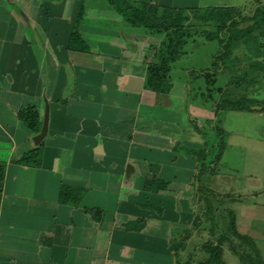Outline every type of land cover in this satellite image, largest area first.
<instances>
[{
	"label": "crops",
	"instance_id": "obj_1",
	"mask_svg": "<svg viewBox=\"0 0 264 264\" xmlns=\"http://www.w3.org/2000/svg\"><path fill=\"white\" fill-rule=\"evenodd\" d=\"M130 2L187 12L212 7ZM259 5L264 0L226 7L248 15ZM79 17L87 53L68 49ZM164 39L128 24L109 0H0V264H175L183 230L201 219L191 153L209 149L200 132L211 128L223 130L224 150L218 163L208 153L214 174H203L204 186L234 212L238 232L264 260V113L226 111L219 121L223 112L217 116L214 100L200 93L219 46L205 69L178 67L189 40L196 50L216 42L200 35L171 63L169 93L147 89L148 66ZM250 92L264 99V81ZM46 105L47 135L36 145ZM154 179L168 188L158 190ZM69 187L86 192L79 205L64 203ZM87 208L100 210L99 219ZM137 220L143 227L133 229ZM197 230L188 248L204 233Z\"/></svg>",
	"mask_w": 264,
	"mask_h": 264
},
{
	"label": "trees",
	"instance_id": "obj_2",
	"mask_svg": "<svg viewBox=\"0 0 264 264\" xmlns=\"http://www.w3.org/2000/svg\"><path fill=\"white\" fill-rule=\"evenodd\" d=\"M109 2L131 26L143 27L165 36L155 62L148 66L145 79L147 89L158 94H167L171 90L169 78L171 63L180 59L188 40L193 35H199L193 34L190 30L188 24L191 19L188 15L190 13L192 19L204 25L206 29L200 32L201 36L207 41H216L219 46L211 68L202 74L206 84L205 95L210 100H214L215 114L218 116L225 111L264 113V99L258 100L249 96L250 91L256 89L257 84L261 83L264 75V6L259 5L252 14L244 15L241 10L234 7L192 9L187 12L182 9L160 8L150 3H132L126 0H109ZM79 23L80 17L71 35L68 49L87 53L89 46L79 33ZM239 45L243 46L246 52L244 66H241L242 59L234 56V49ZM219 74H227L229 77L223 88L216 86ZM216 130L220 136H223L222 129ZM220 141L215 163H218L224 150L223 138ZM191 155L198 163V175L193 182L194 185L195 182L197 183L195 199L202 206L201 219L196 227L207 232L211 238L198 248V254L203 256L195 257L193 250L187 251L186 246V242L192 235L191 228L194 226L184 230L179 248L174 255L175 264H225L224 247L238 258L240 264H264L253 239L238 232L234 212L223 210L222 200L210 192L201 181V177L208 170L214 174L213 168L207 166L205 162L206 151L201 149L192 152ZM4 174L5 166L0 164V182L4 180ZM152 184L161 191L169 186V182L156 179L152 181ZM62 193L65 194L64 203L79 205L86 192L69 187ZM85 213L96 220L101 215L98 209L87 208ZM143 224V220H137L131 227L134 229V225H140L142 228ZM180 251L186 252L184 258L180 257Z\"/></svg>",
	"mask_w": 264,
	"mask_h": 264
},
{
	"label": "rangeland",
	"instance_id": "obj_3",
	"mask_svg": "<svg viewBox=\"0 0 264 264\" xmlns=\"http://www.w3.org/2000/svg\"><path fill=\"white\" fill-rule=\"evenodd\" d=\"M232 1L233 0H200L199 4L212 5L211 8H215V7H226L227 5H230V3ZM198 26H199V30H198L199 33L198 34L201 36L200 32L202 30H204L205 27H204V25H201V24H199ZM201 38H203V36H201ZM217 45L218 44L216 42H213V43H210L209 45L204 46L205 48L201 47L200 49L196 50V49L193 48V43L189 40L188 46L185 47L187 55L182 58V61L179 63L178 67H181V66H183V67H185V66L190 67L191 66L192 67L193 65H195L196 67H199V69H201V68L205 69V66L207 65V61L209 59V56L214 52V48H217L216 47ZM245 54H246V52L244 51V47L241 46V45L236 47L235 50H234V56H240L242 58L241 66L242 65L244 66L245 63H246ZM203 71H205V70H202V71L193 70V71L189 72V75L200 74ZM220 75H223V74H219V76ZM262 80L264 81V75L262 76ZM223 81H224L223 76L218 77L216 86L224 87ZM200 84L204 88V89L202 88L200 93H205V88H206L205 82L202 80ZM237 96L238 95H236V97ZM225 117H226V115L223 112L221 118L219 117L220 118L219 121L223 122L225 120ZM227 126H229L228 123H227ZM232 126H234V127L240 126V122L238 121L236 123L235 121H232L231 127ZM211 129H212V133H209V134L204 136V134H202L201 133L202 131H201L200 135L203 136L204 137V141H206L205 147H207V146L209 147V149L208 148L205 149L207 155H209L208 153L213 154V160H214V158L216 157L217 152H218V148L217 147L219 145L218 143L220 142V137H219L220 135L217 134V130H215L213 128H211ZM201 181L204 182L203 181V177H201ZM194 188H196V182H195ZM154 210H156V208H154ZM186 229H189V228H185L184 230H186ZM191 229H192L191 233H193L195 231H199V230H197L196 225L193 228H191ZM210 238L211 237L208 235L207 232H204L203 234L198 235V237L193 240V244L189 246L187 251H191L192 252V250H193L192 253L195 254V257L203 256L200 253L198 254V248L203 242H205L206 240H208ZM211 240H215V239H211ZM185 255H186V252L182 253V255H180V257L182 256V258H184ZM223 261H224L225 264H239L238 258L236 256H234L228 250L227 247H224Z\"/></svg>",
	"mask_w": 264,
	"mask_h": 264
},
{
	"label": "water",
	"instance_id": "obj_4",
	"mask_svg": "<svg viewBox=\"0 0 264 264\" xmlns=\"http://www.w3.org/2000/svg\"><path fill=\"white\" fill-rule=\"evenodd\" d=\"M48 121H49V106L46 105L42 130L40 134L34 138V142L36 145H39L42 142V140L46 137L47 129H48Z\"/></svg>",
	"mask_w": 264,
	"mask_h": 264
}]
</instances>
